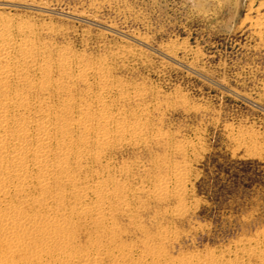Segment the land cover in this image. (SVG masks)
Masks as SVG:
<instances>
[{
	"label": "rangeland",
	"instance_id": "374dc122",
	"mask_svg": "<svg viewBox=\"0 0 264 264\" xmlns=\"http://www.w3.org/2000/svg\"><path fill=\"white\" fill-rule=\"evenodd\" d=\"M2 21L15 39L27 27L30 61L47 72L35 76L51 82H15L13 93L57 111L68 103L77 133L103 129L104 113L107 128L140 126L138 141L101 149L92 139L78 174L129 190L116 192L125 206L105 212L100 240L112 252L139 264H264V0H0ZM100 62L105 81L78 78L77 65ZM161 182L166 190L151 193ZM87 234L74 230L75 251L89 249Z\"/></svg>",
	"mask_w": 264,
	"mask_h": 264
},
{
	"label": "bare ground",
	"instance_id": "6f19581e",
	"mask_svg": "<svg viewBox=\"0 0 264 264\" xmlns=\"http://www.w3.org/2000/svg\"><path fill=\"white\" fill-rule=\"evenodd\" d=\"M11 29L6 21L1 22L0 242L3 248L0 264H103L102 260L107 264H139L131 253L119 249L112 252L111 246L100 240L106 227L107 206L112 202L120 208L125 206L126 199L116 192L126 194L129 190L96 175L95 182L87 183V179L80 180L78 174L83 163L92 158L89 151L92 139L101 149L109 147L115 138L128 136L133 139L129 138L131 141H138L140 126L123 121L107 128L111 118L104 113L98 119L105 124L104 130L83 123L85 136L82 137L83 133L74 129L68 103L62 102L57 111L45 105L39 107L35 102L31 103V98L13 93L15 82L24 81L28 84L27 89L39 87L43 91L51 87V82L35 76L37 72L43 76L47 72L45 66L30 61L34 45L25 34L27 27L17 26L19 39L11 36ZM60 61L63 67L68 66L66 58ZM77 64L70 63V66ZM85 66H76L79 79H87L89 74L93 81L108 78L102 62L94 68ZM85 111L79 112L83 120L87 119ZM71 164L75 165L74 171ZM174 177L177 191H180L183 170L178 169ZM63 184L68 187L62 190L60 186ZM165 190L166 183L161 182L151 193L161 195ZM67 198L72 200L68 208L64 207ZM83 227H91L95 235L87 234L89 249L77 252L73 247L74 230ZM20 234L24 239L19 237ZM28 241L37 245L30 247ZM248 255L244 254V257ZM152 264L166 263L155 259ZM180 264L200 263L183 261Z\"/></svg>",
	"mask_w": 264,
	"mask_h": 264
}]
</instances>
